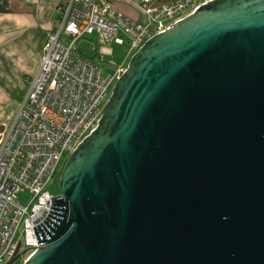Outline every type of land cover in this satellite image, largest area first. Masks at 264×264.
Instances as JSON below:
<instances>
[{
	"label": "water",
	"instance_id": "1",
	"mask_svg": "<svg viewBox=\"0 0 264 264\" xmlns=\"http://www.w3.org/2000/svg\"><path fill=\"white\" fill-rule=\"evenodd\" d=\"M23 264H264V0H211L133 54Z\"/></svg>",
	"mask_w": 264,
	"mask_h": 264
},
{
	"label": "built area",
	"instance_id": "2",
	"mask_svg": "<svg viewBox=\"0 0 264 264\" xmlns=\"http://www.w3.org/2000/svg\"><path fill=\"white\" fill-rule=\"evenodd\" d=\"M54 1L55 25L0 147V264L28 254L27 259L43 245L33 227L46 218L51 197L58 194H51L48 184L62 156H70L97 127L108 90L125 71L127 56L211 0H123L140 9L141 21L115 9L119 0ZM84 40L94 44L93 50L100 44L95 58L82 47ZM124 43L129 45L124 60H111L115 71L102 74L97 59L111 53V44ZM22 192L30 194L27 202L18 198Z\"/></svg>",
	"mask_w": 264,
	"mask_h": 264
},
{
	"label": "crops",
	"instance_id": "3",
	"mask_svg": "<svg viewBox=\"0 0 264 264\" xmlns=\"http://www.w3.org/2000/svg\"><path fill=\"white\" fill-rule=\"evenodd\" d=\"M54 0H0V147L55 25Z\"/></svg>",
	"mask_w": 264,
	"mask_h": 264
},
{
	"label": "rangeland",
	"instance_id": "4",
	"mask_svg": "<svg viewBox=\"0 0 264 264\" xmlns=\"http://www.w3.org/2000/svg\"><path fill=\"white\" fill-rule=\"evenodd\" d=\"M166 2L165 0H157L155 4H161V3H164ZM114 8L117 9L118 11L120 12H123L124 14L134 18V19H137L139 21L142 20L143 18V15L141 14V11L140 9L132 4V3H129V2H126V1H123V0H119V1H115L114 2ZM93 39V37H90ZM97 43V41H96ZM97 45V49H98V46L100 45L99 43L96 44ZM94 44L91 43H87L85 40L82 42V47L84 49L87 50V55L89 57H92V58H95L96 55H97V49L96 50H93ZM111 49V53H103L102 54V57H103V60L100 61L99 59H97L98 63L100 64V66L102 67V74L104 75H108L109 73H112L115 71L116 69V65H113L110 63L111 60H113L115 63H120L122 62V60H124V57L126 55V53L128 52L129 50V45L124 43V44H111V46L109 47ZM134 53V52H133ZM133 53H130L127 58L125 59L124 61V66L127 67L131 57L133 56ZM116 83H113V85L110 86L109 90H108V94L104 100V103H103V106L106 105L107 101L109 100L110 96L112 95V92H113V89H114V86H115ZM68 157H69V154L68 153H65L59 164H58V168H57V174L55 175L54 178H52L48 184V191L51 193V194H57L60 192V176H61V173L63 171V168L68 160ZM18 198H20L22 201L24 202H27L29 199H30V194L28 192H22L18 195ZM21 247V245L19 246ZM28 254L26 255H23L22 256V260L20 261H14L12 264H23L24 263V259L27 257ZM26 260V259H25Z\"/></svg>",
	"mask_w": 264,
	"mask_h": 264
},
{
	"label": "trees",
	"instance_id": "5",
	"mask_svg": "<svg viewBox=\"0 0 264 264\" xmlns=\"http://www.w3.org/2000/svg\"><path fill=\"white\" fill-rule=\"evenodd\" d=\"M166 2L170 1V0H165Z\"/></svg>",
	"mask_w": 264,
	"mask_h": 264
}]
</instances>
